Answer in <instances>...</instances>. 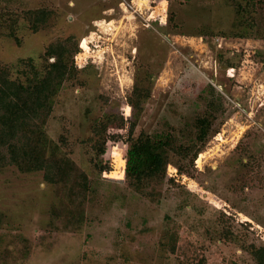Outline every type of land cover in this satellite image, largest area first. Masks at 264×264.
<instances>
[{
  "label": "rangeland",
  "instance_id": "1",
  "mask_svg": "<svg viewBox=\"0 0 264 264\" xmlns=\"http://www.w3.org/2000/svg\"><path fill=\"white\" fill-rule=\"evenodd\" d=\"M235 1L0 0V70L14 66L12 79L23 80L19 60L42 68L50 44L77 47L44 131L88 182L82 221L67 222L75 211L68 188L42 171L1 168L0 264H256L251 249L264 248V37L230 36ZM249 1L251 35L264 33V0ZM39 9L49 16L33 32L24 13ZM142 90L149 96L138 100ZM199 116L212 126L192 161L167 151L164 180L127 186V121L133 139L171 134L191 145ZM107 121L104 141L94 131ZM105 164L110 172L100 171Z\"/></svg>",
  "mask_w": 264,
  "mask_h": 264
},
{
  "label": "trees",
  "instance_id": "2",
  "mask_svg": "<svg viewBox=\"0 0 264 264\" xmlns=\"http://www.w3.org/2000/svg\"><path fill=\"white\" fill-rule=\"evenodd\" d=\"M245 1V5L241 4V0L235 1L236 21L232 26L235 31L230 36L264 37V33L261 32L251 35L249 28L252 27V23L249 24L246 20V5L252 3L249 0ZM48 16L49 11L45 9L24 13L33 32L46 22ZM13 34V32L9 33L11 37H14ZM77 51V47L69 49L65 43L59 42L50 44L41 54L40 57L45 62L42 68H37L33 59L19 60L16 69L23 78L22 81L10 77V69L14 66L0 70V169L14 165L23 173L42 171L47 183L68 188L71 195L74 194L73 210L75 211H70L67 222L72 220L75 223L81 222L84 216L83 201L88 191L87 176L80 172L69 158L60 154V146L48 139L44 126L61 84L71 75L70 72L73 70L71 60ZM50 58H53L51 63L48 62ZM141 92L142 97L138 100L147 99L149 95L144 90ZM135 102V98L131 96L128 105L134 109L137 105ZM211 104L214 107L219 103L212 101ZM108 122L104 124L103 131L98 129L94 131L99 138H104V141L110 139L104 133ZM125 123L126 120L121 118L120 125L123 128ZM211 123L208 116L196 117L192 125L194 142L191 145H177L175 137L171 134L152 138L139 135L133 139L135 124L127 121L125 129L127 137L124 141L127 149L123 171L127 186L140 191L153 182L164 180L165 168L168 164L167 151L174 152L184 159L189 157L192 161L199 153V146L204 143L210 132ZM177 170L182 174L180 168ZM100 171L111 170L108 164H105L100 167ZM172 241L170 239V242ZM171 250L172 253L175 252L174 242L171 244ZM251 254L256 264H264V248L251 249Z\"/></svg>",
  "mask_w": 264,
  "mask_h": 264
}]
</instances>
